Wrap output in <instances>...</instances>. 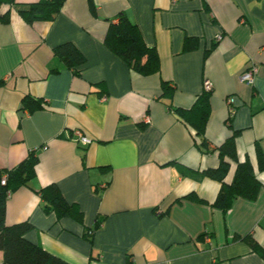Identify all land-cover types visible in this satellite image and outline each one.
<instances>
[{"label": "crops", "instance_id": "0c3cea01", "mask_svg": "<svg viewBox=\"0 0 264 264\" xmlns=\"http://www.w3.org/2000/svg\"><path fill=\"white\" fill-rule=\"evenodd\" d=\"M37 1L0 5V168L38 157L35 177L6 201L5 224L28 221L25 237L70 264H264V0H92L94 12L89 0H65L52 19L28 22L19 10ZM120 12L156 49L158 73H138L105 44ZM65 42L83 56L77 72L54 52ZM205 81L208 151L175 111ZM25 97L44 106L25 107ZM74 130L92 142L76 143ZM230 137L225 181L248 160L261 187L224 212L213 205L220 182L204 171ZM49 184L79 220L44 210L39 189Z\"/></svg>", "mask_w": 264, "mask_h": 264}, {"label": "trees", "instance_id": "16d2710c", "mask_svg": "<svg viewBox=\"0 0 264 264\" xmlns=\"http://www.w3.org/2000/svg\"><path fill=\"white\" fill-rule=\"evenodd\" d=\"M64 1L39 0L31 3L25 9H20L19 13L28 22L36 19L50 20L61 10ZM2 3L3 0H0V5ZM89 5L94 12L95 7L92 0H89ZM5 16V13L0 14V18ZM114 18L116 21L109 23L104 39L105 44L138 73L142 75L158 73L159 58L156 49L145 44L138 27L129 20L126 14L120 12ZM194 43V38H187L183 47L185 50H189L194 46ZM54 52L67 66L72 67L77 72L74 67L83 61V56L72 44L62 43L54 48ZM162 91V94L170 99L172 88L168 87V83L165 81L162 82ZM210 93L211 90H204L188 109L175 108L178 116L194 128L200 141L199 149L205 151H208L209 146L205 137V128L210 114ZM23 104L25 107L30 105V109L33 105L44 106L43 103H40L39 100L35 101L32 97L23 98ZM218 149L219 165L216 168L205 170L204 174L220 182L213 205L225 212L237 196L255 199L261 182L256 177L248 160L238 162L232 180L230 182L225 181V175L229 168V163L225 157L235 158L234 138H228ZM37 162V153L32 150L16 166L9 169L0 168V250L3 254L2 264H70L25 237V233L32 227L28 221L12 225L5 224V205L10 193L21 186H26L35 177ZM257 166L260 170H264V160L260 155L257 156ZM39 194L44 210H54L59 217L70 215L76 220L80 219L78 209L65 201L57 185H46L39 189ZM100 225L101 220L97 219L94 229ZM89 232L91 234L92 230ZM214 264L219 263L215 262Z\"/></svg>", "mask_w": 264, "mask_h": 264}, {"label": "built area", "instance_id": "2783aa9c", "mask_svg": "<svg viewBox=\"0 0 264 264\" xmlns=\"http://www.w3.org/2000/svg\"><path fill=\"white\" fill-rule=\"evenodd\" d=\"M259 65L256 61L251 60L249 66L245 69L244 73L241 75V80L245 83L252 85L254 83L255 76L258 72ZM212 85L208 81L204 82V90H211ZM73 140L76 143H79L81 145H88L92 142L91 138L84 135L79 130H74L73 132ZM4 183V180L2 181Z\"/></svg>", "mask_w": 264, "mask_h": 264}]
</instances>
